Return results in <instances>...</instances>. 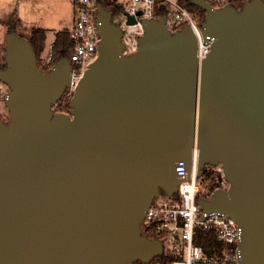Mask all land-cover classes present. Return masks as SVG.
Wrapping results in <instances>:
<instances>
[{
	"label": "water",
	"instance_id": "95a60500",
	"mask_svg": "<svg viewBox=\"0 0 264 264\" xmlns=\"http://www.w3.org/2000/svg\"><path fill=\"white\" fill-rule=\"evenodd\" d=\"M205 12L212 49L199 65L189 26L143 20L138 52L98 5L99 57L70 115L54 113L72 67L48 73L28 41L6 38L8 122L0 121V264H150L163 244L141 234L152 201L174 196L192 149L199 168L222 165L231 188L199 201L242 229L241 264H264V1ZM129 17L128 25L136 24Z\"/></svg>",
	"mask_w": 264,
	"mask_h": 264
},
{
	"label": "built area",
	"instance_id": "2783aa9c",
	"mask_svg": "<svg viewBox=\"0 0 264 264\" xmlns=\"http://www.w3.org/2000/svg\"><path fill=\"white\" fill-rule=\"evenodd\" d=\"M106 1L119 10L118 14L113 15L112 22L123 31L121 42L124 45V57L129 58L138 52L139 39L145 34L142 21L162 18L166 20V27L171 34L180 32L186 26L192 29L197 40L196 57L199 65L211 52L213 42L204 34V21L199 13L189 11L180 0H125L126 9L121 5V0ZM206 2L216 10L232 6L241 11L245 5V0ZM73 4L75 24L70 30V35L76 46L68 59L72 71L70 85L66 91L71 98L85 72L98 59L101 41L97 23L98 0H73ZM129 17H133L137 21L136 24L128 25ZM53 45L52 37L48 41L45 55L41 56V64L38 61L43 73H48L54 67ZM1 86L0 81V88ZM8 93L9 91L0 94V104L5 102ZM53 112L56 113L54 109ZM0 121H3L1 115ZM177 172L182 180L175 195L167 196L161 193L152 201L141 221V234L146 236L149 232L154 240L160 241L163 244V254L174 258L171 264H241L239 245L242 229L239 224L219 212L206 214L199 204L201 200L211 201L219 191L230 190L231 184L223 166L206 164L200 169L199 150L195 145L192 149L189 178L185 162L179 163ZM200 233L211 234L216 240L217 246L213 247L212 253H205L202 246L195 244V238Z\"/></svg>",
	"mask_w": 264,
	"mask_h": 264
},
{
	"label": "rangeland",
	"instance_id": "374dc122",
	"mask_svg": "<svg viewBox=\"0 0 264 264\" xmlns=\"http://www.w3.org/2000/svg\"><path fill=\"white\" fill-rule=\"evenodd\" d=\"M123 8H127L125 0H121ZM16 34L25 41L29 42L30 32L33 30H45L48 41L55 35V32L71 30L75 24V12L73 0H0V67H6V38L11 31L6 24L17 22ZM41 64V58L39 59ZM10 91L8 86L2 83L0 94L3 95ZM71 96L66 93L61 100L53 107L56 113L70 115ZM0 115L3 121L8 122L9 112L5 102L0 104ZM153 264H160L154 262Z\"/></svg>",
	"mask_w": 264,
	"mask_h": 264
},
{
	"label": "trees",
	"instance_id": "16d2710c",
	"mask_svg": "<svg viewBox=\"0 0 264 264\" xmlns=\"http://www.w3.org/2000/svg\"><path fill=\"white\" fill-rule=\"evenodd\" d=\"M180 2L191 12H197L202 18V21L205 20V12L193 6L190 0H180ZM98 3L101 4L107 11H112L114 15L118 14L119 10L115 8L112 4H109L106 0H98ZM239 8V6H235ZM163 15L164 13H160ZM18 25V21L15 23H7L6 26L9 31H16ZM47 40V32L45 30H33L30 32L29 35V43L31 44L32 48L34 49L37 59L41 58L43 51L45 49V43ZM76 46L75 41L71 38L70 30H63L55 32L54 35V45H53V55H52V64L55 65L61 59H69L72 55L74 48ZM148 238L153 239L154 237L148 232L146 233ZM195 244L200 245L203 247L205 253L210 254L212 253L213 247L217 246V242L211 234H197L195 238ZM174 260L172 256L169 254H163L161 257L155 259L150 264L154 262H158L160 264H171ZM142 264V263H136Z\"/></svg>",
	"mask_w": 264,
	"mask_h": 264
}]
</instances>
